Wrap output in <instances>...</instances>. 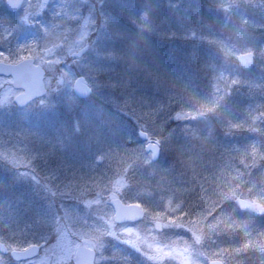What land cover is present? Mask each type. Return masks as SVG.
<instances>
[{
  "label": "rangeland",
  "instance_id": "rangeland-1",
  "mask_svg": "<svg viewBox=\"0 0 264 264\" xmlns=\"http://www.w3.org/2000/svg\"><path fill=\"white\" fill-rule=\"evenodd\" d=\"M26 2V10H33L32 2ZM147 2L39 0L36 3L37 19L27 17L24 30L19 35L16 29L14 36L10 31L3 34V42L0 39V52L7 57L0 59L16 61L22 56L35 58L46 68L44 78L47 86L46 95L25 107H18L13 99L19 90L12 85L10 78L0 77V99L11 89L8 99L0 103V207H10L13 211L12 217L0 219V239L10 249L40 244L35 257L20 262L10 261V255L0 252V264H74L72 261L80 243L97 250L96 264H124L120 259L130 256V252L136 260L133 262L129 259L125 264H206L215 257L209 237L214 235L212 229H223L233 218H230L233 214L230 215L229 210L234 213L237 210L232 204L221 208L214 220L194 224L186 220L187 209L196 206V201L200 203L196 163H190L184 173L191 181L180 180L175 184V189L183 195L185 218L184 215H177L179 209L171 208V215L159 206H145L139 200L137 202L145 210L141 220L127 225L113 219L111 197L119 193L130 198L135 196L137 189L132 184L141 182V179L136 180L139 178L137 170L143 172L161 167L151 160L150 153L145 150L148 141L170 137L171 142L175 143L179 134L185 133L218 163L238 166L222 178L218 186L220 189L239 192L244 186L243 192L253 194V199L264 201V166L247 161L255 160V155L262 153L258 163L261 164L260 160L264 162V142L250 140L243 145L232 132L244 125L245 120L241 115L246 110L252 114L251 120L264 123V105L249 107L248 103L249 108H242L250 94L264 88V0ZM146 9L165 20V31L161 22L155 20L157 26L153 31L156 29V33L152 31V37L146 39L153 43L145 41L141 44L140 38L138 44L137 37L144 33L132 34L133 40L127 38V41L125 37L129 35L122 33L125 26L141 24L144 19L142 27L146 29L152 26L150 21L159 18L148 16L150 12ZM172 21L177 24L173 25ZM163 31L170 32L160 35ZM27 35L36 43L29 41ZM166 39L167 44H162ZM176 44L182 47L177 56L167 55ZM188 46L192 48L191 54H187L188 58H180L181 50ZM84 47L85 51L78 55L77 52ZM142 47L145 49H140ZM137 48L139 51L146 50L144 55L148 56L149 49H158V59L173 61L172 69L165 62L166 72L181 73L172 75L174 82L182 85L192 78L201 83L200 77L192 73L184 74V69L179 66L185 60H195V53L201 50L199 58L206 60L203 68L209 71L212 80L204 78L203 83L209 93L204 95L200 92L196 95L197 101H192L193 104L186 107V111L180 112L179 116H188V122L192 125L186 132L179 133L180 129L175 125L168 135L164 133L166 125L170 126L171 123L163 108L169 105L171 85L168 81L172 75L162 84L152 79L154 84L149 85L152 90L139 96H135L133 90L126 92L122 89H125L126 82L119 80L117 89H114L116 85L113 81H104L106 76H113L112 73L120 74L122 68L134 60L138 64L144 62L145 56H130ZM247 51L254 52L255 65L250 71L242 72L238 57ZM80 75L90 86L85 101L77 100L72 91ZM178 77L182 78L177 80ZM110 88L117 92L112 94ZM114 97L119 98L121 109L126 114L124 118L117 116V108L108 102ZM109 105L114 111L109 110ZM199 107L203 113L197 110ZM102 109L104 115L97 111ZM88 113L99 118L96 127L101 130V135L89 132ZM87 114L88 122L85 121ZM138 115L142 121L137 120ZM176 116L174 113L173 117ZM33 121L39 125H34ZM137 121L141 123L139 128L147 132L146 142L138 138ZM256 129L249 128L250 131ZM76 145H85L86 150H97L93 161L84 159L83 152L77 154ZM239 151L248 154L249 159L234 153ZM224 153L227 157L221 155ZM97 157L102 161L99 162ZM250 163L252 166H249ZM217 166L214 164V168ZM167 167L171 168L172 165ZM25 172L29 178H20L19 175ZM74 181L81 188L78 193L82 194L75 199L76 187L70 185ZM40 186H44V192H41L44 196L37 195L42 200L37 201L40 202L39 211L33 214L30 206H25L23 202L30 198L36 200L35 196L23 195ZM11 188H14V193ZM178 193H174L175 197ZM151 194L156 196L153 192ZM164 201H167L166 197ZM211 206L209 208L213 210L219 205L214 202ZM36 214L40 216L39 220H33ZM196 215L201 219L206 216L202 212ZM239 219V229L251 231L253 228L252 236L242 237L241 252L230 254L223 249L225 253L219 254L229 264H264V232H261L264 226H260L261 231L255 230L257 223L264 222ZM10 222L13 227L9 229L6 224ZM19 223L26 228L19 226ZM181 230L186 235H181Z\"/></svg>",
  "mask_w": 264,
  "mask_h": 264
},
{
  "label": "trees",
  "instance_id": "trees-1",
  "mask_svg": "<svg viewBox=\"0 0 264 264\" xmlns=\"http://www.w3.org/2000/svg\"><path fill=\"white\" fill-rule=\"evenodd\" d=\"M147 10V9H146ZM148 11V10H147ZM150 12V11H148ZM148 16H150L152 18L153 17H159L157 19H153L152 22L150 21V26L149 28H143L142 25L145 22V20L143 19L141 21V24H136V25H132L133 31L137 32V35H140L142 33H144V35L137 37L139 39V41L137 40L138 44L140 45V38L142 39V43L145 41H148L149 43H153L152 41L146 40L148 37H152V31L153 28H155V26H157L156 21H160L161 22V27L162 29L165 28L164 26H166V23L164 24L165 20H163L161 18V16L154 14L152 11L150 13H148ZM156 20V21H155ZM172 24H176L172 21ZM169 25L168 21H167V26ZM171 26V25H170ZM169 26V28H171ZM148 27V26H147ZM151 28V29H150ZM131 29V26H130ZM145 31H151V33L149 32H145ZM160 32V35L162 34H167L170 31H166V32ZM133 33V32H132ZM156 33V29L155 31H153V34ZM182 33V32H181ZM184 34V33H182ZM144 37V39H143ZM126 38V37H125ZM129 38L130 40H132V34H129ZM127 40V38H126ZM129 41V40H127ZM162 44H167V39L163 40ZM174 46V45H173ZM149 47V46H148ZM152 47V46H151ZM140 49H145V47H142ZM171 49V48H170ZM178 49V50H177ZM180 49H182V47L178 46L177 44L172 47L171 52L170 53H166L167 55H175L177 56V53H179ZM149 56L147 54L144 55V52H146V50H140L137 48L130 56H136V55H141V56H145L144 62H140V64H138L136 60H134V62H132L130 65L124 66L120 72V74L116 73H112L113 76H106V79H104V81L106 80H111L116 84H118V82H120L119 80H121L122 82H126L125 84V89L122 88L123 90H133L135 96H139V95H143V94H148L151 90L152 87L149 86L151 84H154L153 81L155 82L156 80H158L159 82H162L166 79L168 80L172 74L178 76L181 73L178 72H166L167 68H165V66H167V64L165 62L168 63L170 69H172L173 66V61H163L157 58L158 54V49H149ZM192 48L190 46L186 47L185 49L181 50V55L180 58H182V56L187 57V54H191ZM137 52L139 54H137ZM201 50H199L198 52L195 53V57L196 59L194 60H185L186 62L184 64H179L181 69H184V74L186 73H192L193 75H197L198 77L201 78V83H197L196 81H194V78H192V80H190V82H188L185 85H182L181 83L177 84V81L174 82L173 80V75L171 77V80L168 81L169 85H171L170 89H171V93L169 94V100L168 103L169 105H167L166 107L163 108V111L169 115V118L171 119V123L170 126L169 124L166 125L164 133L168 135V133L172 130V128L176 125H184L186 126L188 129H190L192 127V125L188 122V116L183 117V116H179L180 112L182 111H186V107H188L189 105H192L193 103H191L192 101L196 100L197 101V96L200 92H202L204 95H206L208 92V90H206V86H205V82L203 83V79L206 78V80H212L210 73L208 70H205V68H203V65L205 63L206 60H200L199 55H200ZM165 54V57H166ZM168 57V56H167ZM103 65V64H102ZM103 67H106L105 65H103ZM182 77H178L177 80H180ZM153 79V81H152ZM209 85L211 86V82H209ZM155 88V87H153ZM185 88V89H183ZM111 89V93L113 94L114 92H117L114 89H117V85L114 87V89ZM120 91V86H119V90ZM141 93V94H140ZM168 93V92H167ZM166 93V94H167ZM194 96V98H193ZM118 100V101H117ZM108 102L110 105H113L117 108V110H115V114L117 116H119L120 118H124L126 116L125 112L122 111L121 109V105L119 103V98H110L108 99ZM117 102V103H115ZM115 103V104H114ZM109 105V110L114 111L111 109V106ZM246 107V102L243 105ZM201 110L200 112H203V110L199 107L197 110ZM121 110V111H119ZM194 110V111H197ZM205 110V109H204ZM133 112H135V110H133ZM205 112V111H204ZM174 113L177 114V116L174 118ZM132 115H135L134 113ZM172 116V117H171ZM137 120H141L140 115L137 116ZM262 128V126H259L258 129ZM246 132L248 133L250 130L248 127H246ZM235 137H237V133H235ZM168 137V136H167ZM186 137L188 138V136L186 135ZM246 137V136H245ZM169 138V137H168ZM168 138H162V144L164 145V153L162 152V154L165 157L169 156V152L171 151L170 149V144L169 141L167 140ZM180 138V137H179ZM250 137H248L249 139ZM189 139V138H188ZM195 152V145H192L186 152H182L181 156L179 157V162L183 161V159L185 160V164L190 163V161L194 160V153ZM236 154L242 155L244 158L249 159L248 158V154H244L241 151L239 152H234ZM230 155H232L231 151L229 152ZM222 156L227 157V154H221ZM262 157V153H258L257 156L255 155V160H247L248 162H255L257 163L259 166H264V162H261V164H259V158ZM253 161V162H252ZM166 163L165 161H161ZM218 165H221L218 162H215ZM249 164V166H252V164ZM167 164V163H166ZM160 165V164H159ZM161 166V165H160ZM182 169L181 166H177L175 168H168L167 169L163 166H161L160 168H158V170L153 169V171H149V170H145V171H141L138 175V179L136 180H140L141 182L140 184H138V182H134V184H132V187L137 189V192H135V196H131V198L127 195H124L127 200H131V201H136V200H140V202L142 204H144L145 206H159L161 210H163L165 213L167 214H173L172 213V209L176 208L179 209L177 210V215H181L183 216L185 214V211H183V206L184 205V201H182L183 195L182 193L179 194L176 188L177 182H181L180 180H189L191 181L187 175H185L183 173V175L181 174ZM197 172V170H195V173ZM199 173V172H198ZM197 174V173H196ZM210 174L211 177H209V179H203V176H201V178H197V182H199L198 184L200 185V189L198 190V197L200 200V203H198L196 201V206H193L192 208H188L187 209V214H186V220L190 221L192 224L194 223H198V222H207V220H212L217 213L221 210V208H226V206H232V204H235V197L236 196H242V197H252L253 195L248 193L243 192L244 189V184L242 185L243 188L238 192H232L231 189H227L226 192L229 193H222L221 190H219L218 186H220V182H222L221 178H219L220 175V170L218 171V168H214V166H210ZM143 190L147 191V192H153L156 196L160 195L162 193L169 195L171 191H174V193H178V195L175 197V202L173 201H169V199L167 201L165 200V197L167 195H163L160 196L159 200H154V198L156 196H152L151 194L148 195V197H144L146 194ZM221 191V193H219ZM140 192V193H139ZM137 193V194H136ZM138 195V196H137ZM172 195V194H170ZM218 195V197H217ZM207 196L209 199H205L204 197ZM158 197V196H157ZM167 199V197H166ZM182 202H181V201ZM217 200V201H215ZM28 202V201H27ZM216 202L219 206L213 208V210L211 211V208H208L210 203ZM207 204V207H206ZM162 206V207H161ZM167 207V208H165ZM170 207V210H169ZM211 207V206H210ZM15 210V209H14ZM236 212L235 214L240 216L241 218L244 219H248V221H253V222H264V216H253L250 215L248 213H244L241 212L240 210H238L236 208ZM202 212V214H206L205 218L201 219L199 217H197L198 215H196L197 213ZM13 211L9 210L8 208H2L0 207V219L1 218H5L8 216L12 217ZM35 212H33L34 214ZM193 213V214H192ZM185 218V215H184ZM233 222H235V220H233ZM206 224V223H204ZM203 224V225H204ZM208 225V224H207ZM19 226L23 227L22 223H19ZM260 226H264V223H257V226L255 228L259 229L261 231V227ZM6 227H8L9 229L13 227V224L7 223ZM222 228V227H220ZM263 230L261 232H264V227H262ZM253 228L251 229V231H245L239 229V227L237 228L232 222H228L227 225H225V227L223 229L217 230V231H212L214 235H210V234H206V236L210 235V239L212 240V244H213V254L215 257H219L220 255L224 254L225 252L223 251V249L227 252H230V254L233 252L234 253H239L238 251L241 252V248L239 249V246L241 245V242L243 239H241L242 237H251L252 236V231ZM206 231V228L205 230ZM181 235H186L185 232L183 230L180 231ZM191 233H188L187 235L190 236ZM192 237V236H190ZM11 241L13 240L12 237ZM209 240V239H208ZM7 241V240H6ZM10 245H14L13 242H7ZM219 251V252H218ZM245 252V251H244ZM222 253V254H219ZM44 254V253H42ZM219 254V255H218ZM244 255V253H242ZM203 259L202 257H199V259ZM198 259V260H199Z\"/></svg>",
  "mask_w": 264,
  "mask_h": 264
},
{
  "label": "water",
  "instance_id": "water-1",
  "mask_svg": "<svg viewBox=\"0 0 264 264\" xmlns=\"http://www.w3.org/2000/svg\"><path fill=\"white\" fill-rule=\"evenodd\" d=\"M84 49L79 51L81 54ZM240 58V63L245 69H249L253 65V54L248 53L242 55ZM0 72L4 73H11L14 76V85L16 86H23L25 88V92L23 94L28 95V98L25 102H28L32 98L42 94L45 89L43 88V78L44 77V70L40 67H36L32 65L31 60H25L17 65L7 64V63H0ZM83 76L78 78L75 82L74 90L81 96H85L88 94V87L85 84ZM17 100V99H15ZM18 103L19 100H17ZM24 102V103H25ZM23 104V103H20ZM142 138H146L145 132H140ZM147 150L153 151V158L157 157L158 148L156 145H147ZM237 202L241 210L249 211L253 214H263L264 213V206L257 201H252L249 199L244 198H237ZM112 204L115 207L116 211V218L117 221H128V220H138L143 216V211L141 210L138 204H124L120 198H116L112 200ZM0 250L3 252H7V246L4 245L0 241ZM38 251V246L33 245L25 250H13L11 255L16 259H23L27 257H31L35 255ZM95 257L94 249L87 248L85 246H80L77 254H76V264H93V260ZM209 264H224L221 260H212Z\"/></svg>",
  "mask_w": 264,
  "mask_h": 264
},
{
  "label": "flooded vegetation",
  "instance_id": "flooded-vegetation-1",
  "mask_svg": "<svg viewBox=\"0 0 264 264\" xmlns=\"http://www.w3.org/2000/svg\"><path fill=\"white\" fill-rule=\"evenodd\" d=\"M0 0V39L3 42V34L9 33L12 31V36H14L15 30L18 29V35L19 33L24 30L25 27V19L28 17L30 20H36V11L37 6L36 3L39 0H30L32 2L31 5H33V10H26L27 2L26 0ZM45 2L44 0H42ZM53 12V9L51 10ZM28 13V14H27ZM27 31V30H26ZM23 37V36H21ZM29 41L36 43L35 40L30 39V35H27ZM6 41V39H5ZM7 42V41H6ZM7 45V44H6ZM20 59H17L18 61ZM0 61H9V60H3L0 59ZM13 62V61H10ZM0 77H3L0 75ZM8 77V76H6Z\"/></svg>",
  "mask_w": 264,
  "mask_h": 264
},
{
  "label": "snow or ice",
  "instance_id": "snow-or-ice-1",
  "mask_svg": "<svg viewBox=\"0 0 264 264\" xmlns=\"http://www.w3.org/2000/svg\"><path fill=\"white\" fill-rule=\"evenodd\" d=\"M0 57H5V59H7L6 54H4L2 52H0ZM25 59H27V57H23V56L20 57V60H25ZM12 63L18 64L19 61H13ZM10 93H11V89H9V92L4 95L3 99H0V103H3L4 101H6L8 99V94H10ZM16 98H17V100H19L20 103H24L30 97L26 94L21 93V94H18L16 96Z\"/></svg>",
  "mask_w": 264,
  "mask_h": 264
}]
</instances>
